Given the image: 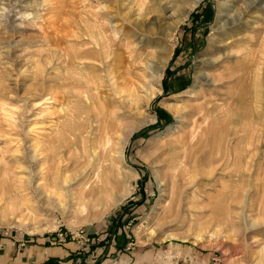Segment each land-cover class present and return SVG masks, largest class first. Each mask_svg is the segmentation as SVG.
I'll list each match as a JSON object with an SVG mask.
<instances>
[{"label": "rangeland", "instance_id": "obj_1", "mask_svg": "<svg viewBox=\"0 0 264 264\" xmlns=\"http://www.w3.org/2000/svg\"><path fill=\"white\" fill-rule=\"evenodd\" d=\"M161 1L170 7L0 0V234L73 240L81 258L65 264H264V10L244 13L249 0H199L182 18L194 0ZM243 13L233 29L221 27ZM179 18L162 75L150 78L156 94L147 98L132 78L144 96L139 110L119 104L122 77L119 93L107 82L108 99L93 97L83 69L103 59L89 55L93 48L120 49L127 35L132 48L153 39L157 52ZM168 103L182 106L179 115ZM138 123L121 151V133ZM54 157L69 167L74 196L46 177ZM80 171L90 177L84 197ZM38 183L52 195L39 196Z\"/></svg>", "mask_w": 264, "mask_h": 264}, {"label": "bare ground", "instance_id": "obj_2", "mask_svg": "<svg viewBox=\"0 0 264 264\" xmlns=\"http://www.w3.org/2000/svg\"><path fill=\"white\" fill-rule=\"evenodd\" d=\"M121 1H122L123 4H126L129 7V9L134 6L133 4H136V5L139 4L140 6L138 7V9L141 10V11H142L143 6L145 7V5H144L145 0H121ZM125 1L127 3H124ZM198 1L199 0H194L193 1L192 5H191V8L187 9L182 14L183 15L182 18H185L187 15H189V13L193 10V7H194L193 5L196 4ZM158 3H159L160 6H162V9H164V10H166V9H168L170 7L169 5H163L164 2L161 1V0H158ZM121 7H123V6H121ZM246 7L247 8H245L246 10L244 11V13H247V15L249 13H251L254 8H256V9H263L264 10V0H249V2H248V4H247ZM143 10H144V8H143ZM145 13L146 14L147 13H150V11H147L146 10ZM244 13L242 14V17L236 16L234 14L226 15L225 19L223 20V23L221 24V27L224 30H227V31L233 29V27H235L240 21H242V18H244ZM141 14H142V12H141ZM134 15H135V13H134ZM181 21H182V19H180V18L179 19H176L174 25H170V27L168 28V30H164L163 31L161 37L164 38L165 44H163V45L160 44L159 45V48H158L159 51H157V52L153 51V49L156 47L154 45L155 44V41L153 39H151V38H149V39L144 38V39H142V41H139L140 42V45L144 43L143 45H141L138 48H132L133 46L130 47L128 45L129 43L127 42L128 40H126L127 35L126 36L124 35V37L122 38V39H124V42L125 43L122 44L123 45L122 47L120 46L121 47L120 49L117 48V49H112L111 50V48L109 49V47L107 46L108 43H107V45H104L105 43L103 45L100 44L99 43L100 40L97 39L98 37L95 38L94 36H92V33L88 29L89 30V33L87 32L88 36L91 37L94 40L95 44H100L99 45V48H93L91 50V52L89 53V55H91L92 58H93V57H97L95 55L96 53H101L102 52V56H103V59L100 60L99 65L96 64V63H92V64L91 63L90 64H86L85 63L84 65L82 64L83 65V69L90 76V82L94 81L96 83V86H95V89H96L95 91L96 92H93V97L98 98L100 100L103 98V100L106 101L108 99L109 94L107 93L106 90H104V89L102 90L101 88L102 87L104 88V86H106L107 85V82H108V84L116 92L117 91L116 88L119 87L118 81L122 77L123 78L122 79V83L125 82L123 84L126 86L125 88H122L121 89L122 91H124L126 93V95H123L122 97H126V98H124L123 100L120 99L119 100V104H121L128 111V112L126 111L127 114H130V112L132 110H134V108H137V110H139V108H140L139 103L141 101H143V97L144 96H141L142 94H140V93H139L140 94L139 95L138 92L133 88V83H135V82H132V80L134 79V76H137L138 78H140L139 81H140L141 87H143V89H145V91L148 94L146 97L149 98V97L153 96V94L156 91L154 92L155 89L153 87V81H151L150 78L151 77H158V78L161 77L162 72H163V69L166 66V64H167V62H168V60L170 58L169 56L171 55L172 50H173V49H171V46H170V40L174 38V35L176 33V29H177V27H178V25H179V23ZM127 22H129V21H127ZM116 36H115V38H116ZM100 37H102V39L103 38L105 39V35H102V33L100 34ZM96 59H98V57ZM141 60H142V62H141L142 63V67H141V70H140L141 72L133 73V70H131L130 67L133 66L134 62H136V61L139 62ZM202 78H203L202 74L201 73H198L197 74V80H196V82L201 81ZM87 84H89V82H87ZM109 85H107V86H109ZM137 86H139V85H137ZM195 86H197L196 83H195ZM77 92L76 93L79 96H80V94H85V92H80V91H77ZM89 93L90 92H88V98L86 97L87 100H89V97H90L89 96ZM106 94H107V96H105ZM149 94H150V96H149ZM83 98H85V97H83ZM63 99L64 100H67L68 99V96L64 94ZM64 100H63V102H64ZM87 100H86V102H87ZM83 102H85V99L83 100ZM106 104H105V106H106ZM167 106H168V108H170L171 110H173L176 115H179L180 111L183 109V108H181L182 106L180 104H178V103H168ZM66 110H68V109L65 108V112H66ZM74 110H76L77 112H79V113L76 114L77 116H79L81 112H85V110L82 109V108H80V107H78V108L76 107ZM111 111H113V110H111ZM74 115H75V112H73L72 116H74ZM67 117L70 118L69 115H67V116L65 115V119ZM118 121L120 122V120H118ZM146 121H148V120H144L143 123H145ZM109 123H110L109 126H108V127H110V130L109 131H112V129H114L116 126L114 124H112V121L111 120L109 121ZM143 123H138V124H135L133 126L130 125L131 127H127V130L124 129L125 131H123V133H121V138H120V140H121L120 141V145H121L120 150L121 151H122V147L125 145L127 139L129 138V135L133 132V130H137V128H139L140 125H142ZM78 125H80V123H78ZM117 125H119V124H117ZM62 126H63V128H65V125H62ZM68 128H69V125H68ZM75 128H77V127H75ZM76 131L74 133H76ZM74 133H73V135H74ZM106 136H107V140H106L105 146L107 148V146H109L111 144L110 143L111 135L110 134H107ZM75 137H76V135H75ZM33 155H31L30 159L32 158L33 161H35L34 160L35 159V154H33ZM86 168L87 167H85V169ZM67 170H69V167L67 166V164L65 162L63 163L62 159L60 161H58V159H56V161L54 163H52V164H50L49 166L46 167V174H47L46 177H50L51 185L52 186H54V187L55 186H57V187L60 186V189L61 190H63V188H64L68 192V194L74 196L73 191H71V189L68 188L69 187V183L71 182L70 181L71 179H70V176L67 174V172H68ZM34 171H35V169H34ZM37 171H39V170H37ZM33 173H36V172H33ZM80 173H82V171H80ZM80 173L79 172L77 173V176L79 175L77 184H78V190H79L81 196L84 197L86 195H89V194H87V191H86L85 188H87L88 185H89L88 180H89L90 177H88V175H87L88 173L85 174V172H84L85 175L83 173L82 174H80ZM34 175H36V174H33V176ZM39 175H40V173H39ZM39 175H37V177ZM76 180H77V178H76ZM94 187H96V186H94ZM34 188L37 189V192L36 193H38L39 196H41V195L42 196H46V195L51 196L52 195V194L50 195L47 190L42 189L43 187L40 188V184L39 183L36 184ZM99 190L101 191V189H99ZM57 191L60 192V190H57ZM57 191H55V192H57ZM59 192H57V193H59ZM97 193H99V192L97 191ZM129 193L124 194L120 199H118V201L122 200L123 197L127 196ZM57 195L58 194H56V196ZM94 197H96V196L94 195ZM201 226H202V224H201ZM170 236H172V235H170ZM168 237H169V235H168ZM180 237L183 240L186 239V236H180ZM198 238L199 237H197V238L195 237V239H194V242L195 243H197L198 242L197 240L200 239V238L199 239ZM199 241H201V240H199Z\"/></svg>", "mask_w": 264, "mask_h": 264}, {"label": "crops", "instance_id": "obj_3", "mask_svg": "<svg viewBox=\"0 0 264 264\" xmlns=\"http://www.w3.org/2000/svg\"><path fill=\"white\" fill-rule=\"evenodd\" d=\"M0 235V264H50L55 261L65 264L69 260L81 258L80 250H76L75 246H72L74 244H69L73 243V240L65 238L64 242L54 245L55 241L49 238L50 236L55 237L54 233H48L41 239L33 236ZM160 249L163 251L160 247L154 252Z\"/></svg>", "mask_w": 264, "mask_h": 264}, {"label": "built area", "instance_id": "obj_4", "mask_svg": "<svg viewBox=\"0 0 264 264\" xmlns=\"http://www.w3.org/2000/svg\"><path fill=\"white\" fill-rule=\"evenodd\" d=\"M70 233H71V235H69V236H74L75 235L74 231H71ZM0 245H1V240H0Z\"/></svg>", "mask_w": 264, "mask_h": 264}]
</instances>
